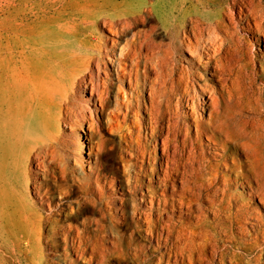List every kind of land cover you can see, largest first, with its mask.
<instances>
[{"label":"bare ground","instance_id":"6f19581e","mask_svg":"<svg viewBox=\"0 0 264 264\" xmlns=\"http://www.w3.org/2000/svg\"><path fill=\"white\" fill-rule=\"evenodd\" d=\"M151 1L0 6V264H264V66L235 22L264 40L262 0ZM102 121L130 157L120 158L125 197H102L118 170L108 180L99 160L83 159L80 139ZM62 127L83 131L86 175L69 166L78 160ZM242 182L245 205L228 188ZM73 186L78 207L98 210L79 224L64 200ZM129 220L156 241L155 258L143 240L122 246Z\"/></svg>","mask_w":264,"mask_h":264},{"label":"rangeland","instance_id":"374dc122","mask_svg":"<svg viewBox=\"0 0 264 264\" xmlns=\"http://www.w3.org/2000/svg\"><path fill=\"white\" fill-rule=\"evenodd\" d=\"M254 1L257 2V0H254ZM151 2H155V0H152ZM14 3H15V0H0V6H11ZM262 4L264 5V0H262ZM235 10L237 11L238 9H235ZM235 10L233 12H236ZM235 16H237V15H235ZM242 17H243V15H242ZM235 22L237 23L236 29L238 30L239 34L240 35L242 34L243 35L242 37L246 38V39L243 38V40L245 39L244 41H246V42L250 41V43L252 42V44H253L252 45V48H253L252 51L249 50V48L251 49V46L248 44V46H249L248 51L255 54L257 59L262 62V66H264V52L257 51V47H259L260 49H264L263 37L262 36L259 37V35L250 36V34L248 32L241 29L242 24L245 25V21L240 19L238 16L235 17ZM147 26H154L155 37L158 40H164V36L162 35L163 31L159 27V25L157 24L156 19L155 20L154 19L148 20L146 22V27ZM257 36L260 38L259 43H257V41H256ZM182 63H184V62H182ZM257 66L260 69L259 61H257ZM260 74L264 77L263 71L262 72L260 71ZM261 79H262V77L259 76V78L257 80L258 86L261 85ZM263 83H264V81H263ZM263 99H264V88H263ZM84 100H87V95H86V98H84ZM89 106H91V105H89ZM91 108H93V107L91 106ZM179 123H180V129H179L180 133H183L185 131L184 121L182 119H180ZM194 131H195L194 125L189 124L187 132L193 134ZM77 134H83V131L78 129L74 133L70 129H68L66 127H62L63 138L64 139H70V142H72V145H70L69 148L68 147L65 148L64 152L66 154H69L71 156V158L74 157V158H76V160H78V162H75L72 160V162H70L69 166L70 167L74 166L78 174L86 175L88 173V170L84 168L81 171V167L79 165L80 160H79V155H78V151H77V149L79 150V148H77V144L79 141L76 140ZM99 138H101V144L99 143ZM157 138H159V137H157ZM80 140L82 142H84V144L87 147V152L85 153V155H84L85 157H83V159L84 160L85 159L90 160L91 165L93 164L94 161L99 160L100 164L102 165V168L104 169V171L106 173V175L104 176L106 179L113 180L114 177H112L110 170H112V169L118 170V172L116 174L117 180L115 181L114 185H108L107 183H105L103 181L100 182V186L102 188L101 190L103 192L102 197H105L108 199V197H112V196L119 197V196H121V194H124V197L128 196L127 191H125V190L121 191V190L117 189V185L122 184V182L124 180V176H125V174H123V172H122V163H121L120 158H123L124 160L130 158L129 156L125 155V153H124L123 143H121V141L119 140L118 131L116 129H111L110 127H107L105 124V121H102L101 130L99 132L93 133L91 135V137L88 138V140L83 139V138ZM202 142H204L206 144L209 143L205 140L204 137L202 138ZM151 146L152 145L147 146L146 149L148 150L149 148H153ZM97 153H99V155H97ZM147 155H148V152H147ZM159 155L160 154L158 153V156ZM242 159H243V156H242ZM145 163H146V168L149 169V163H147V161ZM154 166L159 168L158 162H156L154 164ZM70 175H68V177H67L68 182H71V179L69 178ZM56 181L57 182L54 184L53 180L50 179L49 180V188H50V192L53 195V201L58 202V200L61 197L58 195L56 184L61 183V182L64 183V182L61 180V178H59V176H57ZM243 184L245 187L246 183L242 182V184L238 183L235 185V187L233 185H231L228 188H229V192H231L233 194V196L241 202L242 205H245L249 195L247 194V191H248L247 185H246V190H245V188L241 187ZM73 187H74V192L71 193L68 197H65L64 200H66V202L72 204L74 207H78L77 202L82 198L84 193L82 191L78 190L77 186H73ZM111 187H114V188H111ZM95 190H96V192H95L94 197L98 198L99 195L97 196V189H95ZM143 191L145 192L146 189L143 188ZM140 196H141V194L138 193V197H140ZM254 198L257 202V198L256 197H254ZM34 199H37V198L34 197ZM83 203L84 204L82 206L78 207L76 214L72 218L71 222L73 224H79L80 221L85 217L91 218V217H95L98 215V210H97L96 206H93L92 204H90L87 201H84ZM120 207H123V206H120ZM125 207H127V206H125ZM187 219H188V217L186 215H184L182 217V220L187 221ZM133 227H134L133 223L130 220L128 221V223H122L121 226L118 227V230H119L118 235L122 237V240H121V242L123 244L122 246L126 247L128 249V251H131L129 248L133 249V247H132L133 244L130 242V240H143V242L145 244L142 245V248H144V250H145V254H144L146 256L145 258H155V255L158 254L156 241L153 238L147 239L145 234H143L141 232H137L135 230V228H133ZM115 235H116V233H115ZM59 250H60L59 252H61V250H63V249L60 248ZM79 261H80V263L84 264V261H82L81 259Z\"/></svg>","mask_w":264,"mask_h":264}]
</instances>
